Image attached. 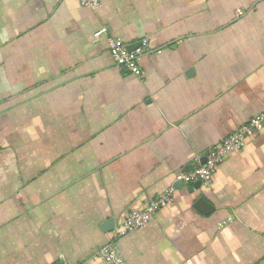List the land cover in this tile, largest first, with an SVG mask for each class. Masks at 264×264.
Segmentation results:
<instances>
[{
  "label": "crops",
  "instance_id": "1",
  "mask_svg": "<svg viewBox=\"0 0 264 264\" xmlns=\"http://www.w3.org/2000/svg\"><path fill=\"white\" fill-rule=\"evenodd\" d=\"M111 36L148 40L139 76ZM262 112L264 0H0V264H100L168 189L121 264H264V127L209 186L181 181Z\"/></svg>",
  "mask_w": 264,
  "mask_h": 264
},
{
  "label": "built area",
  "instance_id": "2",
  "mask_svg": "<svg viewBox=\"0 0 264 264\" xmlns=\"http://www.w3.org/2000/svg\"><path fill=\"white\" fill-rule=\"evenodd\" d=\"M80 6L89 9H95L99 0H79ZM105 32L100 29L94 33V37H100ZM108 52L114 62V65L125 70L134 76L141 74V68L138 64L139 59L145 52L148 45L147 39H142L133 50H129L126 44L119 37H108ZM264 127V112L252 117L247 123L239 126L235 131L228 135L217 145L208 149L205 161L195 162V166L190 171L181 176L184 183H200L203 186H209L216 172L217 166L229 153L240 152L248 137L261 131ZM172 198V191L166 190L151 200L146 207L140 210H131L125 218L114 228L111 242L101 246L96 257L100 264H121V255L116 245L117 241L127 235L129 232L145 227L158 210L167 206Z\"/></svg>",
  "mask_w": 264,
  "mask_h": 264
},
{
  "label": "water",
  "instance_id": "3",
  "mask_svg": "<svg viewBox=\"0 0 264 264\" xmlns=\"http://www.w3.org/2000/svg\"><path fill=\"white\" fill-rule=\"evenodd\" d=\"M128 48H129V50H133L134 48H136V46H134V47H129V46H128ZM204 161H205V160H203L202 162H204ZM197 185L200 186V183H197ZM196 207H202L203 212H204V211H205V212L207 211V209H206L205 207H203V205H202V200H199V201L197 202ZM104 228H105L107 231L113 229V228H114V221H113V220H108V221H106V223H105V225H104ZM60 264H64V263L61 262Z\"/></svg>",
  "mask_w": 264,
  "mask_h": 264
}]
</instances>
